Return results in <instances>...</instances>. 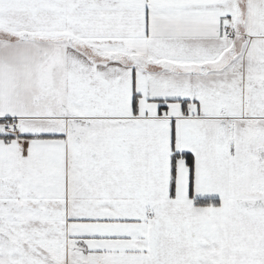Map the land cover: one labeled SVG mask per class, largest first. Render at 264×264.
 <instances>
[{
    "label": "snow or ice",
    "instance_id": "snow-or-ice-1",
    "mask_svg": "<svg viewBox=\"0 0 264 264\" xmlns=\"http://www.w3.org/2000/svg\"><path fill=\"white\" fill-rule=\"evenodd\" d=\"M0 264H264V0H0Z\"/></svg>",
    "mask_w": 264,
    "mask_h": 264
}]
</instances>
